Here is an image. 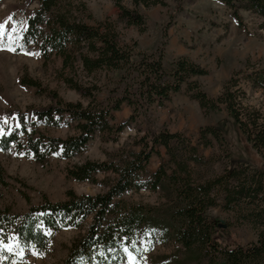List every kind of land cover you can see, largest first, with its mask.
<instances>
[{"label": "rangeland", "instance_id": "374dc122", "mask_svg": "<svg viewBox=\"0 0 264 264\" xmlns=\"http://www.w3.org/2000/svg\"><path fill=\"white\" fill-rule=\"evenodd\" d=\"M72 2L74 12L86 25L94 28L100 24L112 26L122 47L132 48L135 43L138 44L135 53H156L167 42L163 66L169 74L175 70V64L180 59H189L206 68L208 74L189 78L182 91L172 95V101L163 106H153L147 115L134 113L126 105L120 111H114L110 121L113 127L126 123L133 115L136 121L117 134L115 141L96 135L81 154L70 159L57 153L45 163H37L26 148V136H21L19 146L12 145L9 151L0 149V165L8 183L7 186L0 184V210L23 216L45 201L57 204L68 200V193L72 191L77 196L107 193L108 186L117 179L114 174L97 173V182L92 183L79 182L69 177L68 172L86 161L122 166L130 161L133 153L139 154L145 149L142 140L152 129L157 133L179 134L187 147L197 150L194 155L185 157V162H188L189 171L198 183L222 178L215 190L218 206L209 209L206 214L220 241L242 246L255 242L258 231L235 213L227 211L224 169L228 165L230 168H261L262 159L246 142L225 106L221 105L219 111L203 110L192 94L200 91L208 98L218 100L225 85L235 76L239 88L245 93L244 105L260 111L264 116V89L251 81L255 74L264 71L262 21L251 12L242 11L243 26H239L232 11L217 0H165L166 6L153 8L136 7L134 0ZM117 3L139 11L145 17L144 32L127 25L121 18ZM36 7L37 1L0 0V139L4 129L18 126L17 119L12 116L16 112L24 113L30 107L50 106L52 101L48 92H57L64 102L88 105L89 100L69 87V82L97 84L101 88L96 94L97 101H105L122 76L118 72L104 71L90 77L78 62L73 68L68 66L65 69L63 58L55 52L46 57L38 46L26 47L22 44L26 15ZM29 81L39 84L41 89L29 86ZM193 88L195 91L190 90ZM208 128L218 130L219 140L210 134L203 137L204 130ZM38 129L53 139L65 140L77 134L70 119L54 125L40 122ZM147 142H150L149 138ZM173 148L184 151L176 141ZM150 160L139 177V183L145 186L132 189L116 202L123 200L129 205L151 208L154 219L171 220L172 198L162 189L151 188V178L161 168L172 175L177 166L164 146L156 147ZM92 222V217H88L80 229L73 227L55 233L47 232L50 241L41 253H18V240L9 236L12 243L1 244L5 256L0 264H63L70 255L73 243L85 235ZM177 226L170 224L165 234L157 232L153 241L140 242L144 254L138 264H200V249L194 246L188 250L177 241L174 233Z\"/></svg>", "mask_w": 264, "mask_h": 264}, {"label": "trees", "instance_id": "16d2710c", "mask_svg": "<svg viewBox=\"0 0 264 264\" xmlns=\"http://www.w3.org/2000/svg\"><path fill=\"white\" fill-rule=\"evenodd\" d=\"M33 1H37V7L26 15L22 44L26 47L38 46L46 57L55 52L63 58L65 69L68 66L73 68L78 62L90 77L104 71L118 72L122 76L105 101H97L96 94L101 91L97 84L71 81L69 87L89 100L88 105L64 102L53 91L48 92L52 101L50 106L30 107L24 113L16 112L12 116L17 119L18 126L4 129L0 139L3 151H9L12 145L19 146L21 136H26V148L37 163H45L57 153L70 159L81 154L96 135L115 141L117 134L136 121L133 115L126 123L113 127L110 121L114 111H120L126 105L134 113L147 115L153 106H163L172 101V95L180 93L189 78L208 74L206 68L189 59L178 60L175 70L169 74L163 66L167 42L156 53H135L138 44L135 43L132 48L122 47L112 26L100 24L94 28L80 20L74 12L73 0H30ZM217 1L232 11L239 26H243L240 12L249 11L262 21L261 28L264 29V0ZM134 4L146 8L166 6L165 0H134ZM117 8L128 26H135L144 32L146 21L139 11L125 8L120 3H117ZM251 81L264 89V71L255 74ZM28 84L39 88L35 82L29 81ZM239 86L234 76L225 85L218 100H212L200 91L194 92L192 97L206 111H219L221 105L225 106L246 142L262 159L261 168H230L228 165L224 169L227 211L235 213L258 231L255 242L242 246L220 241L206 214L209 209L218 206L215 190L222 178L198 183L189 171L188 162H185V157L194 155L197 150L187 147L179 134L157 133L150 129L149 135L142 140L145 149L139 154L133 153L130 161L122 166L86 161L68 172L69 177L79 182L92 183L97 182V173L114 174L117 179L108 186L107 193L77 196L72 191L68 193V200L57 204L45 201L23 216L0 210V260L5 256L1 244L12 243L9 236L18 240V253H41L50 241L47 232L55 233L73 227L80 229L83 221L92 217V224L85 235L73 243L70 255L63 264H138L144 254L140 242L153 241L157 232L165 234L170 224L178 225L177 229L174 228L175 237L185 248L191 250L195 246L200 249V264H219V261L221 264H264V116L260 111L244 105L245 93ZM117 93L120 95L117 96ZM66 119L74 122L77 132L68 139H53L38 129L40 122L54 125ZM207 134L217 140L220 138L218 130L213 128L204 130L202 135ZM175 141L183 146L184 151L174 150ZM160 146L167 149L177 166L172 175L161 168L151 178V188L162 189L172 198L171 220L165 221L154 219L151 208L129 205L123 200L116 202L132 189L145 186L139 183L140 174L144 173L156 147ZM4 178L0 165V184L7 186Z\"/></svg>", "mask_w": 264, "mask_h": 264}]
</instances>
